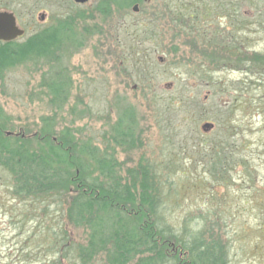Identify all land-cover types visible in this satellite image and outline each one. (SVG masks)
Listing matches in <instances>:
<instances>
[{"label":"rangeland","instance_id":"374dc122","mask_svg":"<svg viewBox=\"0 0 264 264\" xmlns=\"http://www.w3.org/2000/svg\"><path fill=\"white\" fill-rule=\"evenodd\" d=\"M14 1L10 9L24 14L27 29L46 13L45 27L69 26L80 44L57 52L71 82L61 109L43 84L50 65L26 63L0 81L8 132L33 133L51 119L57 131L99 142L119 109L132 107L136 144L116 150L121 170L141 160L160 166L177 190L168 203L176 228L186 220L192 229L214 209L229 264H264V62H255L264 60V0ZM236 6L243 29L226 12ZM195 19L204 27L188 26ZM215 164L227 172L214 176ZM10 187L0 170V264H49L47 242L60 225L65 242L84 241L56 202L22 200Z\"/></svg>","mask_w":264,"mask_h":264},{"label":"trees","instance_id":"16d2710c","mask_svg":"<svg viewBox=\"0 0 264 264\" xmlns=\"http://www.w3.org/2000/svg\"><path fill=\"white\" fill-rule=\"evenodd\" d=\"M134 1L135 5L142 2ZM205 6L203 17L209 13L210 6ZM192 12L202 20L198 9ZM226 12L231 20L241 18L237 27L247 20L237 6ZM196 19L191 24L203 28ZM232 42L238 44L236 38ZM79 44L72 28L66 26L57 31L45 29L24 44L1 45L0 81L11 69L26 63L50 65L43 74V84L50 104L61 109L71 82L59 65L57 52ZM10 120L0 107V170L10 177L12 196L56 202L65 224L86 234L82 242H65L60 225L49 235L50 243L43 238L54 256L49 264H61L68 257L73 264H229L226 248L215 233L217 222L211 220L215 219L214 209L201 214L192 229L186 220L176 228L170 221L168 203L177 190L160 166L141 160L121 170L116 150H131L136 144L132 107L119 109L109 132L99 142L96 137L74 135L68 127L57 131L51 119L42 120L36 132L15 134L7 130ZM212 166L214 176L227 172L224 167Z\"/></svg>","mask_w":264,"mask_h":264},{"label":"flooded vegetation","instance_id":"af4514ba","mask_svg":"<svg viewBox=\"0 0 264 264\" xmlns=\"http://www.w3.org/2000/svg\"><path fill=\"white\" fill-rule=\"evenodd\" d=\"M11 1H12V3L10 1L9 2L7 1V2L3 3V1L0 0V14H4L5 13V14L11 15L14 18V22H15L16 28L19 29V30H21V31H23V35L20 36V37L15 38L14 40L8 41V42L0 41V46L1 45H6V44H8V45L11 44V46L12 45H15V44H18V45L24 44L28 39H30L34 35L39 34L42 31H44L45 29L51 27V25H48V27L47 26L46 27L44 26V24L46 22V18H45L46 13H42V14H39L38 21L35 24V26H34V24L30 23L29 24L30 25L29 26V29H27L28 22L25 19V17H23L24 14H22L21 12L19 13L17 11V9H15V8L14 9L13 8L10 9V7L11 6H14V3H15L14 0H11ZM188 26L193 27L194 25L191 24V25H188ZM35 28H37V30H35ZM55 28H57V26L54 27V29ZM27 34H30V35H29V37L25 38Z\"/></svg>","mask_w":264,"mask_h":264},{"label":"water","instance_id":"95a60500","mask_svg":"<svg viewBox=\"0 0 264 264\" xmlns=\"http://www.w3.org/2000/svg\"><path fill=\"white\" fill-rule=\"evenodd\" d=\"M75 4L84 5L88 0H73ZM137 12V7L133 9ZM23 35V31L15 26L14 18L9 14H0V41L8 42ZM212 125L204 124L202 129H210Z\"/></svg>","mask_w":264,"mask_h":264}]
</instances>
